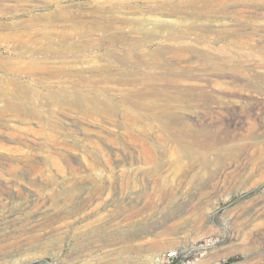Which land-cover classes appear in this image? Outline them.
<instances>
[{
  "label": "rangeland",
  "instance_id": "374dc122",
  "mask_svg": "<svg viewBox=\"0 0 264 264\" xmlns=\"http://www.w3.org/2000/svg\"><path fill=\"white\" fill-rule=\"evenodd\" d=\"M188 1L0 0V264H264V18Z\"/></svg>",
  "mask_w": 264,
  "mask_h": 264
},
{
  "label": "bare ground",
  "instance_id": "6f19581e",
  "mask_svg": "<svg viewBox=\"0 0 264 264\" xmlns=\"http://www.w3.org/2000/svg\"><path fill=\"white\" fill-rule=\"evenodd\" d=\"M168 4H173V6L171 8L168 9H160V13L164 14V16H177V17H183L184 19H187L186 17L188 16H184V12H190L189 10L191 9V5H195V2L192 1H188V0H167ZM206 2L208 0H205ZM216 1H221L223 2L224 0H216ZM255 0H250V4L246 5L244 4L245 7H247V10H244L243 8L241 9H237L234 10V14L235 15H241L242 12H250L252 13L254 16L259 17V18H264V0H261V4L260 6H258L257 8H253V2ZM163 11V12H162ZM192 12V11H191ZM227 13V12H225ZM224 13V14H225ZM210 80H213L212 78ZM262 105V104H261ZM161 257L156 258V262H158L160 260Z\"/></svg>",
  "mask_w": 264,
  "mask_h": 264
},
{
  "label": "built area",
  "instance_id": "2783aa9c",
  "mask_svg": "<svg viewBox=\"0 0 264 264\" xmlns=\"http://www.w3.org/2000/svg\"><path fill=\"white\" fill-rule=\"evenodd\" d=\"M177 256H178V251L177 250L169 251L165 255V258H166L165 261L167 262V264H178L175 261L177 259Z\"/></svg>",
  "mask_w": 264,
  "mask_h": 264
}]
</instances>
